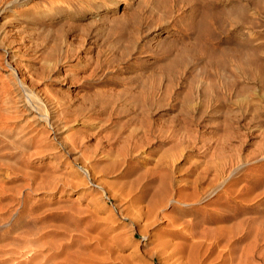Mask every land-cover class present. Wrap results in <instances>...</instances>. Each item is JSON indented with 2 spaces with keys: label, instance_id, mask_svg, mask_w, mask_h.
Masks as SVG:
<instances>
[{
  "label": "rangeland",
  "instance_id": "1",
  "mask_svg": "<svg viewBox=\"0 0 264 264\" xmlns=\"http://www.w3.org/2000/svg\"><path fill=\"white\" fill-rule=\"evenodd\" d=\"M0 126L34 155L18 166L37 209L27 228L21 204L0 223V264H163L174 214L142 216L154 189L192 193L224 156L242 176L227 212L261 219L264 161L244 162L264 151V0H0ZM217 192L193 216L224 210Z\"/></svg>",
  "mask_w": 264,
  "mask_h": 264
},
{
  "label": "bare ground",
  "instance_id": "2",
  "mask_svg": "<svg viewBox=\"0 0 264 264\" xmlns=\"http://www.w3.org/2000/svg\"><path fill=\"white\" fill-rule=\"evenodd\" d=\"M262 136L264 138V133ZM39 143L43 144V140L39 141ZM0 145H2L0 146V176H4V180H1L0 183V202L3 203L9 201V203L0 207V211L2 212L0 214V217L5 218L6 216L5 219H0V223L13 216V212L17 211L14 206L19 204L22 205V208L17 211V214L23 215V219H31V216L37 211L36 208H31L28 205L29 197L32 194L30 193L31 186H33L34 184L32 185V182H29V175L28 179L23 178L24 172L18 166V160H23L24 164H28V158L34 155L30 156L29 152H27L28 150L26 151L25 147L27 146H25V144L22 142V137L17 138L16 140L11 142H8L7 140L3 139V137H0ZM138 145L139 144H136V148H133V152L137 151ZM8 150L13 151L8 152ZM129 151L130 150H128V152ZM260 151H258L260 152V154L255 153L254 158L247 159L246 162L240 159L239 156H236V159H239V163H242L243 161L245 163V169L248 171L249 166L253 164L255 166L256 164H259L260 162L264 161V151ZM213 157H215V154L213 155ZM231 157L224 156L223 163L214 168L212 170V173H209L210 176L206 174L205 176L200 175L199 178H196L193 183H191L194 187L192 193L184 194L183 190H185V187L182 188V186L175 189L173 187L174 179L173 181H171L172 179L161 181L160 185L154 189V194L151 196L152 198H150L149 205L146 207V211L143 209L144 212L142 211V216L146 218L149 222H153L156 218L155 212L157 211V209L166 207L170 203V206L173 207L172 213L174 214L173 217H170L169 219L167 218V226L171 229H168L166 231V234H168L165 237H169L171 240H165L161 238L156 239L157 245L155 246V250L157 251L154 253L155 259L162 260L163 264L164 262L165 264H168L172 261V264H205L208 259L210 260L212 257L215 256L214 260H220L221 262H224L223 264H254L255 259H259V257H264V251L261 250L263 248L260 247V242H262L261 240H263L264 243V217H262L261 219H251L252 221L249 219L247 221L242 222L239 220L238 212L228 213L226 209L232 206V203L228 200V198H230L231 196L235 197L236 194V196H238L236 198L239 199L240 197H242L240 195V192L235 190V186L237 182L242 178V176L237 177L235 175V177L233 176V178L231 179H229L230 177L225 178V175L229 172V170L234 167V157ZM179 158L180 156L178 157L177 154L171 155L168 161V165L171 166L173 171L175 163H178L177 160ZM9 162L13 163L10 164ZM235 166H237V164H235ZM21 174L22 176H20ZM25 175H27V173ZM201 179H203L204 182H201ZM21 180L26 181V183L13 187H6V185L9 184L19 183L21 182ZM205 183L208 184L206 188L203 187ZM35 184H37L39 189L42 191H44L46 188L48 189V186H46L45 184L44 176H41L39 183L37 182ZM251 189L252 188H250V190ZM216 190H218V192L215 193V195L219 194L221 195L222 199L223 197L226 199V202L219 204L220 208L225 209L216 213L213 212V214H210V212L208 216L202 218H200V216H193L194 214H192V211L197 205L196 202L203 200V198L205 199V197H209L211 193L215 192ZM209 191L211 193H209ZM260 195L264 196L262 194ZM173 201L175 203L172 204ZM242 201L247 202L245 200ZM170 206H167V209ZM233 206L235 207L234 204ZM247 206L248 208L251 207V205ZM187 217H191V219L187 220ZM238 220L240 222H237ZM29 224L30 220H26L24 228H27ZM226 224L231 225L227 227ZM255 225L256 227H254ZM13 226L15 225L13 224ZM13 226H11L9 229H7L8 231L5 232L8 234V237L2 243H5L6 248H10L8 246L11 245L16 246L18 242H21V240H19L18 238L10 237V235L13 232L17 231L16 229L18 228L17 226ZM179 238H181L184 242L182 241V243H175L174 241ZM243 243L246 244L244 247H242ZM11 251L12 250L7 251L9 255L13 254V251Z\"/></svg>",
  "mask_w": 264,
  "mask_h": 264
}]
</instances>
